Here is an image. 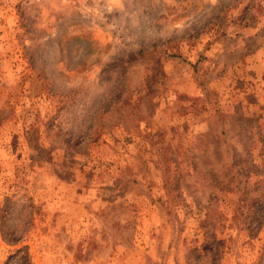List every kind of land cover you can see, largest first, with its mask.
<instances>
[{
  "label": "rangeland",
  "instance_id": "rangeland-1",
  "mask_svg": "<svg viewBox=\"0 0 264 264\" xmlns=\"http://www.w3.org/2000/svg\"><path fill=\"white\" fill-rule=\"evenodd\" d=\"M0 264H264V0H0Z\"/></svg>",
  "mask_w": 264,
  "mask_h": 264
}]
</instances>
